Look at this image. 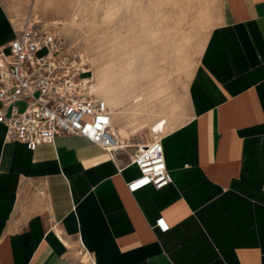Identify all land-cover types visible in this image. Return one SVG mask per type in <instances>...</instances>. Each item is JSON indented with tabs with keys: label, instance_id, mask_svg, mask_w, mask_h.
Wrapping results in <instances>:
<instances>
[{
	"label": "crops",
	"instance_id": "0c3cea01",
	"mask_svg": "<svg viewBox=\"0 0 264 264\" xmlns=\"http://www.w3.org/2000/svg\"><path fill=\"white\" fill-rule=\"evenodd\" d=\"M29 8L0 0V52ZM160 139L173 181L130 192L132 144L32 150L0 122V264H264V0H219L185 119Z\"/></svg>",
	"mask_w": 264,
	"mask_h": 264
},
{
	"label": "rangeland",
	"instance_id": "374dc122",
	"mask_svg": "<svg viewBox=\"0 0 264 264\" xmlns=\"http://www.w3.org/2000/svg\"><path fill=\"white\" fill-rule=\"evenodd\" d=\"M29 11L83 55L119 141L138 149L184 121L219 0H30Z\"/></svg>",
	"mask_w": 264,
	"mask_h": 264
},
{
	"label": "built area",
	"instance_id": "2783aa9c",
	"mask_svg": "<svg viewBox=\"0 0 264 264\" xmlns=\"http://www.w3.org/2000/svg\"><path fill=\"white\" fill-rule=\"evenodd\" d=\"M8 48L0 52V122L6 126V139L20 140L33 150L57 136L76 135L117 159L125 147L113 129L112 110L95 93L87 61L66 46L58 29L29 15L15 28ZM129 164L139 169L127 182L130 192L147 186L161 189L173 181L161 139L138 146ZM153 227L165 232L169 224L160 216Z\"/></svg>",
	"mask_w": 264,
	"mask_h": 264
},
{
	"label": "bare ground",
	"instance_id": "6f19581e",
	"mask_svg": "<svg viewBox=\"0 0 264 264\" xmlns=\"http://www.w3.org/2000/svg\"><path fill=\"white\" fill-rule=\"evenodd\" d=\"M93 80H94V78H93ZM94 86H95V82H94ZM120 142V141H119ZM121 143V142H120ZM122 146H123V144H121Z\"/></svg>",
	"mask_w": 264,
	"mask_h": 264
}]
</instances>
